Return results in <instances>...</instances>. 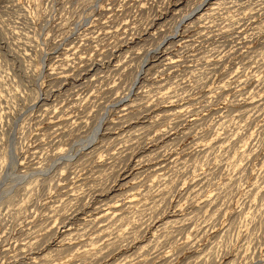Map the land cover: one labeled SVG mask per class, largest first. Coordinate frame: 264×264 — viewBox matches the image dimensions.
Segmentation results:
<instances>
[{
    "label": "rangeland",
    "instance_id": "1",
    "mask_svg": "<svg viewBox=\"0 0 264 264\" xmlns=\"http://www.w3.org/2000/svg\"><path fill=\"white\" fill-rule=\"evenodd\" d=\"M0 264H264V0H0Z\"/></svg>",
    "mask_w": 264,
    "mask_h": 264
}]
</instances>
